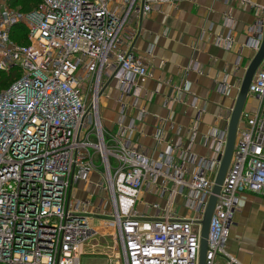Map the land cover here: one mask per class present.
I'll return each instance as SVG.
<instances>
[{
    "label": "built area",
    "instance_id": "1",
    "mask_svg": "<svg viewBox=\"0 0 264 264\" xmlns=\"http://www.w3.org/2000/svg\"><path fill=\"white\" fill-rule=\"evenodd\" d=\"M178 1L40 0L22 12L0 0V71L17 74L0 91V264H81L93 252L108 264H198L227 126L212 134L221 147L212 159L186 150L174 157L171 145L150 158L129 147L120 123L107 132L100 117L111 80L121 97L137 95L147 75L145 61L119 47L136 34L129 21ZM263 13L264 5L245 43L253 55ZM21 27L26 44L14 39ZM223 42L232 47L230 34ZM249 97L210 217L205 264H242L226 247L239 194L264 195V57ZM83 184L104 191V209L92 207L91 195L76 197ZM145 187L154 201L142 195ZM98 234L112 243L110 254L88 250Z\"/></svg>",
    "mask_w": 264,
    "mask_h": 264
},
{
    "label": "crops",
    "instance_id": "2",
    "mask_svg": "<svg viewBox=\"0 0 264 264\" xmlns=\"http://www.w3.org/2000/svg\"><path fill=\"white\" fill-rule=\"evenodd\" d=\"M263 5L264 0H182L164 4L138 23L129 21L127 30L136 34L119 47L132 48L145 61L147 75L137 81V95L121 97L115 80L110 81L102 98L105 131L118 130L120 123L129 147L150 158L166 145L173 146L174 157L181 150L197 159L215 157L221 147L212 134L218 136L227 126L253 56L245 43L254 37L256 13ZM228 34L233 43L225 49ZM178 87L181 102L172 98ZM251 102L249 97L245 110ZM147 190L142 195L154 201ZM139 210L152 212L144 206ZM232 222L229 236L234 247L229 253L242 264H264V195L241 192ZM240 227L248 240L241 242L239 252Z\"/></svg>",
    "mask_w": 264,
    "mask_h": 264
},
{
    "label": "water",
    "instance_id": "3",
    "mask_svg": "<svg viewBox=\"0 0 264 264\" xmlns=\"http://www.w3.org/2000/svg\"><path fill=\"white\" fill-rule=\"evenodd\" d=\"M263 57H264V13H263L262 40H261V43H260V46L257 52L250 59L249 63L247 64L245 68L244 74L242 76V79H241V82L238 88V93H237L236 99L234 101L233 107L231 109V112L228 118L225 147L220 157V164L216 171L212 190H211V193L209 195V198H208V201L205 207L203 218L201 220L198 264H205L208 227H209L210 217H211L214 205H215L216 195L219 192L220 185L223 181L225 172L227 170V167H228V164L231 158V153L233 150V145H234L235 136H236V128H237L240 114L242 110L244 109L245 102L247 100L249 84L261 60L263 59Z\"/></svg>",
    "mask_w": 264,
    "mask_h": 264
},
{
    "label": "rangeland",
    "instance_id": "4",
    "mask_svg": "<svg viewBox=\"0 0 264 264\" xmlns=\"http://www.w3.org/2000/svg\"><path fill=\"white\" fill-rule=\"evenodd\" d=\"M38 5H39V3H38ZM103 107L104 106H102V99H101L100 100V117H101V113L103 111ZM101 122H102V119H101ZM89 185H87V184L80 185L77 188L76 197L80 200H86L88 198V196L91 195L90 202L92 203V207L100 205V207L104 209L107 206L106 205V199H105L106 194L104 193V191L102 189L95 188L91 184H89ZM149 201L151 202L150 199H149ZM181 213L183 214V210H181ZM231 230H233V229H231ZM238 230L241 231V234L238 235V237L236 238V248H237V251L240 252L241 248L239 245L241 244V242H242V244H244L243 240H248L247 239L248 237H245V235H244L245 229H243V227H240ZM102 231H103V229L101 230V232ZM230 238H231V235L228 238L227 246H226V247H228L229 252L231 251L230 246L232 249L234 247V244H231ZM91 244L94 245V246H88V250H91V252L101 251L104 253V255H107V254H110L112 251L111 250L112 243H110L107 240H103L101 237V234L96 235L94 237V239L91 240ZM88 252H90V251H88ZM114 261H115V259H113L112 264L115 263ZM81 264H108V259L106 257L96 255L94 252L92 254L86 253L85 255H83L81 257ZM214 264H223V262L222 261L219 262L218 260H215Z\"/></svg>",
    "mask_w": 264,
    "mask_h": 264
},
{
    "label": "trees",
    "instance_id": "5",
    "mask_svg": "<svg viewBox=\"0 0 264 264\" xmlns=\"http://www.w3.org/2000/svg\"><path fill=\"white\" fill-rule=\"evenodd\" d=\"M7 2L13 8H18L22 12H29L37 7L40 0H7ZM20 29L21 36H16L14 39L21 44H26V40L24 38L26 31L22 27ZM16 76L17 74L15 69H11L8 72L0 71V91L5 89Z\"/></svg>",
    "mask_w": 264,
    "mask_h": 264
}]
</instances>
